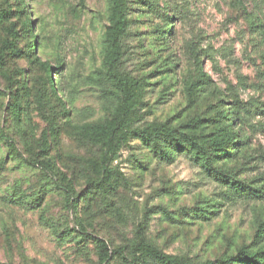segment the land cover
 I'll list each match as a JSON object with an SVG mask.
<instances>
[{
    "label": "rangeland",
    "instance_id": "1",
    "mask_svg": "<svg viewBox=\"0 0 264 264\" xmlns=\"http://www.w3.org/2000/svg\"><path fill=\"white\" fill-rule=\"evenodd\" d=\"M0 14V50L9 40L22 51L0 60V264H100L86 235L122 251L110 264H134L147 244L204 264L252 243L264 198L234 197L187 154L163 162L139 138L103 163L79 134L84 119L62 106L61 96L91 109L87 122L110 118L90 78L103 69L108 0H0ZM129 16L124 68L147 83L140 125L205 127L237 108V144L215 166L264 192V0H132ZM32 161H52L55 173Z\"/></svg>",
    "mask_w": 264,
    "mask_h": 264
},
{
    "label": "trees",
    "instance_id": "2",
    "mask_svg": "<svg viewBox=\"0 0 264 264\" xmlns=\"http://www.w3.org/2000/svg\"><path fill=\"white\" fill-rule=\"evenodd\" d=\"M131 1L108 0L109 25L103 42V69L98 70L93 77H90L101 90V98L105 101L103 107L110 113V118L100 122H87V119L94 116L91 109H69L67 101H64L62 96L59 98L68 113H73L84 119L79 127L80 136L103 150V163L113 161L130 139L139 138L163 162H172L178 154H187L201 168L231 186L234 197L240 199L254 198V200L263 199L264 192L262 189L253 188L237 181L230 177L229 171L221 170L215 166L216 162L227 157L229 150L237 144L239 134L236 133L235 135L232 131L233 125L230 123V120H236L239 117L237 108L231 110L219 109L216 112L217 116H215L217 121L210 122L205 127L201 125L200 119H195L191 122V125L180 129L172 127L168 122L152 123L144 127L140 125L143 117V97L147 83L133 77L124 68L126 39L132 24L129 16ZM22 10L23 8H21L23 13ZM25 26L30 29L31 21H27ZM13 35H15V38L17 37L16 32H13ZM35 40H33V44ZM30 49L33 54L34 46H31ZM9 50L17 56L22 54V51L14 45L13 41L5 40L0 50L2 64L5 63L6 52ZM239 64L238 61H235L237 72H240ZM61 65L57 70L61 69ZM46 66L47 71H49L48 83L51 91L56 95H63L64 87L62 84L57 87L55 80L50 76L52 68L48 64ZM200 74L204 83L208 86L207 90L213 91L212 86L209 87L208 85V78L203 70ZM239 75L241 74L239 73ZM187 89L189 99L191 101L195 100L196 83H188ZM18 107V103H15L16 114H18ZM32 165L40 166L50 174L55 173V164L52 161L39 163L32 161ZM72 201V207L74 208L76 201L74 198ZM200 213L201 218L207 220L209 219L207 215L212 212L205 209V207H201ZM85 238L94 241L98 246L100 264H110L113 255L123 256L122 251H111L103 239L91 235H86ZM131 262L134 264H192L178 256L166 254L150 244L134 251ZM204 264H264V220L258 225L257 232L250 245L242 247L235 256H224L220 260L209 261Z\"/></svg>",
    "mask_w": 264,
    "mask_h": 264
}]
</instances>
